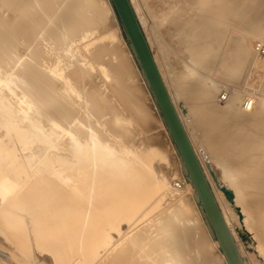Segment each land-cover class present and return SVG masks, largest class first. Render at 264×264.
<instances>
[{"label":"bare ground","instance_id":"obj_1","mask_svg":"<svg viewBox=\"0 0 264 264\" xmlns=\"http://www.w3.org/2000/svg\"><path fill=\"white\" fill-rule=\"evenodd\" d=\"M1 1L7 9H0V205L48 222V247L49 241L57 245L52 239L60 222L68 228L72 243L60 237L59 252L58 245L49 247L59 264H213L219 239L113 1ZM159 1L131 0L141 25L156 37L159 27L177 20L192 52L200 45V33L192 36L195 26L225 34L235 18H228L233 6L227 0H206L204 7V0H168L170 13L158 10ZM185 4L191 12L182 11ZM247 30L264 40L260 29ZM251 38L236 36L227 44L225 72L247 62L255 50ZM147 39L173 95L170 84L182 79L169 80L174 62L159 53L163 39L158 47ZM206 52L203 47L200 55ZM191 69L179 73L192 80L197 75ZM190 84L178 86L191 89L186 107L171 95L173 101L231 232L235 236L236 224L251 232L262 251L264 102L254 90L231 96L227 90V104L220 105L210 87ZM101 247L106 256L100 260ZM219 250L225 260L217 264H229Z\"/></svg>","mask_w":264,"mask_h":264},{"label":"rangeland","instance_id":"obj_2","mask_svg":"<svg viewBox=\"0 0 264 264\" xmlns=\"http://www.w3.org/2000/svg\"><path fill=\"white\" fill-rule=\"evenodd\" d=\"M207 1H209L211 3V1H213V0H207ZM216 1L218 2V0H215V2ZM222 1H224V0H221V1L219 0L220 3H222ZM227 1H225V3H226V5H228L229 9L233 6L232 7L233 12H230L232 10H230L228 12V13H230V14L232 13V14L231 15L227 14L228 18L231 19L232 16H234L235 18L232 17L231 20H233V21L232 22L229 21L230 24H228V26L226 27V31H225L226 33L224 34V32H223V33H213V34L210 33L209 34L208 33V29L205 30L206 28H204V29L201 28L202 27L201 25H197V27L195 26L192 29V36H194L195 34L197 35L198 33H200V35H199L200 36V38H199L200 39V41H199L200 45L198 46L197 50H195V52H192L188 48H186L187 47V43H188V38L185 39V37H188V36H184V35L181 36L180 35L181 32H178V30H176V29H179V28L177 26V24H178L177 20H175V19H171L170 20L172 23L174 22L173 24L170 22V23H168L166 25V21L167 20H166V18H164V21H165L164 25H166V26H162L161 27L162 30H160L159 29L160 27H159L158 28L159 31L156 29L157 30L156 37L153 36L154 33L152 34V32H154V31H152V29H150V26H147L146 30L144 29L143 26L142 27H143V30H144L147 38L149 36H151L153 38L155 45L158 43L157 41L160 38L163 39V40L160 39L162 42H160V40H159V42H160L159 45L161 43L162 44L159 46V48L161 50L159 48H158V50H159V53H160L161 57H162V55H163V57L166 56V57H164L165 59L170 60L171 63L174 62V64L172 63L173 64L172 65L173 70H171V72H169L167 75L169 77V80H170L171 76H173V77L176 76L177 78H181L182 80H181V82H178V86L183 87L185 84H187V82H189V84L191 83L190 85L194 84V85H198V86L210 87L211 90H212V94H213L214 98L216 99V102L218 104H220V105L227 104V98H222L221 97V94L223 92L227 91V90H229L230 96L232 95L234 90H238L239 92H243V93H246V92L248 93L249 91L254 90L256 92V94L258 93L257 97L260 98L262 102H264V91H263V86H262V85H264V81H262V80H264V75H263V73H264V71H263V69H264V66H263L264 65V58L262 59L263 55L261 57L260 55L256 54V52L254 50V46H253L254 41L259 39V37H257L253 33L251 35V32L249 33L248 30H247V26L250 25L252 27L260 29L262 31V33L264 34V0H234L235 3L233 1H230V0H227ZM160 2H162V3H160ZM230 2H232L234 4L232 5V3H230ZM1 3H2V5H0V9L2 10V9H4V7H5V9H7V2L1 1L0 4ZM205 3H206V0H204V3L202 5L203 7L205 6L204 5ZM225 3H222V4H225ZM158 4H160V6L158 5L159 6L158 10H160V12H162V10H163V11H166L165 13H168V11L170 13V11L174 10L172 8H169L168 0H163V1L160 0L158 2ZM182 4H184V2H182ZM182 4H180V5H182ZM186 6L187 5L185 4L183 9H182V11L186 12V13H188L189 11L191 12L192 11L191 6H189V4H188L187 7H189V9ZM229 15H230V17H229ZM176 16H177V14H176ZM176 16H175V18H176ZM178 16L180 17L179 14H178ZM171 24L174 26L175 29L172 28ZM198 26H200V27H198ZM170 27H171V29H169ZM120 29H121V27H120ZM171 30H173L174 32L171 31ZM163 31L166 34H164ZM238 32H240L241 34L238 33ZM244 32H245L246 35H244V37H243L242 35L244 34ZM160 33H161V35H160ZM174 33H175V35H174ZM158 34L161 37H159ZM178 34H179V36H177ZM247 34L249 35V38L252 37L251 38V50H254V52H251L249 54V56L247 58L248 60L246 59L247 62H249V63H247L245 61L244 62L245 64L244 63L242 64L243 66L240 67V70L238 69L237 71H234L233 73L225 72L226 71L225 65L222 63V61L224 59V55H226L225 50H226L227 44L232 40V38L235 39L236 36H237V38L240 37V39H241V37L242 38H246V36L248 38ZM164 36L166 37V39H165ZM181 37H184V39L181 38ZM252 39H254V40H252ZM162 45L163 46L165 45L166 47L165 46L164 47L166 49L163 48ZM156 46L158 47V44ZM203 47H205L207 49L205 57H203V55H200V51H201V49H203ZM93 48H95V47H93ZM235 49L237 50V48H235ZM162 50H165V51H162ZM162 52H165V53H162ZM167 52H168L169 55H171V58H170L169 55H168L169 58H167L168 57L167 56ZM111 56H112V53H107L105 55V58L110 60L112 58ZM254 56H257V57L255 58ZM260 58L263 61L260 60ZM162 61H163V59H162ZM252 61H253V63H252ZM259 62H261L260 65H259ZM169 67H171V65ZM188 67L192 68L191 71L194 72L195 75H197L192 80L188 79V77H184L183 73H181V74L179 73L180 70H182L183 68L186 70V69H188ZM261 67H262V69H261ZM165 68L168 69L167 67H165ZM260 70H262V71H260ZM182 81L183 82L185 81V83L182 84ZM242 85H243V87H242ZM170 86L172 87L171 90L173 92V95H172V93H171V95L174 96V98H176L175 99L176 102L178 101L177 104H179L181 106V108L184 109L186 107L185 101L188 99V96L191 94V89L186 90V93H185L183 91L184 89L179 88L178 86H176L175 83L170 84ZM262 104H264V103H262ZM256 133L257 132H254L255 135L251 134V136L254 137V138L258 137V133L257 134ZM256 142H258V140H255V143ZM251 149H253V147ZM251 149L249 150V153L251 152L250 156H252V154H253V156L256 155V152H254V150L256 151V149L254 148L252 151H251ZM262 155L264 156V154H262ZM3 206H4V208H3ZM3 206H1L3 209L1 208L2 210L0 209V211H3L5 209V207H6V210L9 209V213L5 214L6 210H4L3 212H0V215H1L0 216V231L2 230L0 232V243H1L0 244V264H4V263L5 264H55V263L59 264V262H57L58 258H57L56 255H58L57 252H59V250H60L59 249L61 247L60 245H64V244H61V243H64L67 240L70 241V242L69 241H67V242L72 243L71 242L72 239L68 235L69 234V232L67 230L68 228L66 229V227H65V229L64 228L62 229V226L60 225L61 222L59 221L60 224L58 223L59 225H57V227L58 226H60V227L56 228L57 230L59 229L58 233H57V238L56 239H52L53 244L57 243V245L59 246L58 247L56 245L58 247L57 248V252H56L55 251L56 249L55 250L54 249L53 250L50 249L51 246H52V248H56V246L54 247V245H52L51 241H49L51 243V246L49 244L50 248L47 246L48 243H46L47 245L46 244L44 245V242H43V241L46 242V240L48 239L47 234H48V230H49V227H50V224L48 222H46L45 220L41 219V220L46 222V223L45 222L42 223V221L39 218H36V220H35V218L31 217L26 212L24 213V211H21V210H20L21 211L20 212L19 209L15 208V207H13V208H15L17 211L13 209L14 210V214H15V211L18 212V213H16L15 215L13 214V217H11L12 213H10L11 209L9 208V207H11V205L10 206L9 205L5 206L3 204ZM13 210H11V211H13ZM6 212H8V211H6ZM2 213H4V214L2 215ZM22 213H24V214H22ZM9 214H10V216H9ZM19 214H21V217L19 216ZM7 215H8L9 218L7 217ZM14 216H16L15 217L16 219L14 218ZM3 218H6L7 220L3 219ZM10 218H11V220H10ZM19 218H20V220H21L20 222L22 224H19L20 222L17 224V222H18L17 220H19ZM1 219H3L4 221L1 220ZM12 219H14V220L12 221ZM29 219H31V220H29ZM37 219H38V221H37ZM22 220H23V222L24 221L26 222V225H25V222L24 223L22 222ZM36 221H37V223H36ZM38 222H40V224ZM30 223L32 225L34 223L36 226L35 225L32 226ZM16 224H17V226H16ZM41 225H42V227H41ZM45 225H46V227H45ZM235 227L236 228H235V236L234 237H235V240L237 241V244H238L239 248H241L242 251L244 250L243 251V256L245 257V260L247 259L246 263L247 264H249V263L252 264L251 261L253 259V262H255L254 261L255 258L264 259V244L261 247L262 251H260V249H259V247L257 245V241L252 236L253 234L251 232H249V231H247L245 229L239 228V226L237 224L235 225ZM32 228H34V229L31 232ZM6 230H8L10 232V234H8L9 232L7 231L8 232L7 233ZM41 230H44V231H41ZM39 231L42 232V234ZM11 232H13L12 234H14V232H15V234H14L15 236L13 235V239H16V240H13L11 238L12 237L11 236ZM37 232H38V234H37ZM43 232H45V233H43ZM61 232H63V233L61 234ZM16 234H18V235L16 236ZM34 234H35V236H34ZM66 234H67V236H65ZM39 235H40V238H39ZM22 236H24V237H22ZM37 236H38V238H36ZM42 236L45 237V238H43V240H42ZM60 237L62 239L64 237H66V238H64L66 240L63 241V240H61ZM57 240L58 241H62V242H60V244H59L57 242ZM18 241H20V243L22 241V245L23 246L18 245V244H20ZM30 244H31V246H30ZM24 245L26 246V248L24 247ZM74 245H76L75 242H73V246ZM19 246L22 247L24 250L21 249ZM27 246H28L29 249L27 248ZM217 247L218 246H216V247L213 246V249L216 250V254L218 253V255H219V256L217 255V257L215 259L216 261L212 262L213 264H217V262H220V260L223 263L224 262L223 260H225L224 258H222L221 252L219 250V248L222 249L220 244H219V247L218 248ZM48 249H50V252H48ZM104 250H106V249L105 248L103 249V247H101V249L97 250V255L99 256L101 254L102 259L106 256V252ZM24 251H26L27 253L24 252ZM54 251H55L56 255L54 254ZM51 252H53V253H51ZM102 252L104 253V256L102 255L103 254ZM246 253H247V256H246ZM79 256H81V254ZM82 256H83V254H82ZM98 256L95 257V260H97L96 258H98ZM248 256H251V257H248ZM55 257L57 258V260H56ZM101 257L99 256L100 260H101ZM249 258H250L251 261L249 260ZM1 260L3 261L2 263H1ZM262 262H264V260Z\"/></svg>","mask_w":264,"mask_h":264},{"label":"water","instance_id":"obj_3","mask_svg":"<svg viewBox=\"0 0 264 264\" xmlns=\"http://www.w3.org/2000/svg\"><path fill=\"white\" fill-rule=\"evenodd\" d=\"M135 53L147 76L165 121L195 183L211 226L229 264H247L231 232L183 120L173 101L159 65L131 0H112Z\"/></svg>","mask_w":264,"mask_h":264},{"label":"built area","instance_id":"obj_4","mask_svg":"<svg viewBox=\"0 0 264 264\" xmlns=\"http://www.w3.org/2000/svg\"><path fill=\"white\" fill-rule=\"evenodd\" d=\"M253 46H254V49H255V51H256L257 53H259L260 55H263V56H264V40H260V39L255 40ZM227 96H228V93H227V92H223V93L221 94V97H222V98H227ZM251 104H252V103H251V100L248 101V100L246 99V101H245V105H246L247 107H250Z\"/></svg>","mask_w":264,"mask_h":264}]
</instances>
